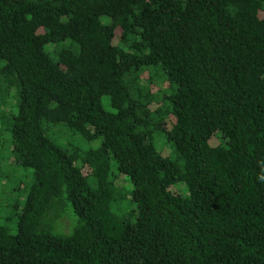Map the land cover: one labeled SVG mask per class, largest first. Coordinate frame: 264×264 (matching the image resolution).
I'll use <instances>...</instances> for the list:
<instances>
[{"label": "trees", "instance_id": "obj_1", "mask_svg": "<svg viewBox=\"0 0 264 264\" xmlns=\"http://www.w3.org/2000/svg\"><path fill=\"white\" fill-rule=\"evenodd\" d=\"M7 91L0 264H264V0H0Z\"/></svg>", "mask_w": 264, "mask_h": 264}, {"label": "rangeland", "instance_id": "obj_2", "mask_svg": "<svg viewBox=\"0 0 264 264\" xmlns=\"http://www.w3.org/2000/svg\"><path fill=\"white\" fill-rule=\"evenodd\" d=\"M12 94V91H7L0 95L1 115H8L15 111L14 106L12 107L14 98ZM3 127L4 124L0 121V222L11 212L12 205L24 198L25 187L30 183L32 177L31 169L15 165L10 133ZM212 142L216 143L217 140L213 139ZM14 230L15 227L12 225L10 231Z\"/></svg>", "mask_w": 264, "mask_h": 264}]
</instances>
